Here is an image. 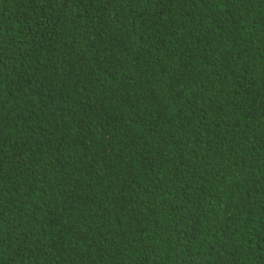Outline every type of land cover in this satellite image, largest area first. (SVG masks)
<instances>
[{
	"label": "trees",
	"instance_id": "1",
	"mask_svg": "<svg viewBox=\"0 0 264 264\" xmlns=\"http://www.w3.org/2000/svg\"><path fill=\"white\" fill-rule=\"evenodd\" d=\"M0 264H264V0H0Z\"/></svg>",
	"mask_w": 264,
	"mask_h": 264
}]
</instances>
